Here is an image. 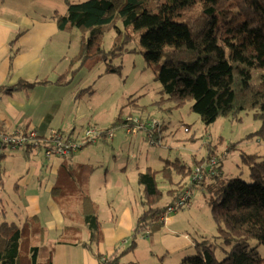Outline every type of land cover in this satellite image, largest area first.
Listing matches in <instances>:
<instances>
[{
    "label": "trees",
    "instance_id": "1",
    "mask_svg": "<svg viewBox=\"0 0 264 264\" xmlns=\"http://www.w3.org/2000/svg\"><path fill=\"white\" fill-rule=\"evenodd\" d=\"M62 1L66 11H55L52 19L62 31L78 29L83 37L81 50L72 58L71 66L60 81L66 79L65 84H70L74 79L71 75L82 69L91 71L99 63H105L108 72H119L121 66L110 63L111 54L122 56L135 51L136 48L129 45L139 39L146 60L159 66L157 77L162 83V101L169 100L170 108L192 100V109L201 115L206 125L214 123L221 115L251 110L261 119V127L256 132L264 138V0ZM195 6H200L196 15L182 17L184 10ZM179 17L182 18L179 20ZM131 26L134 32L129 29ZM113 27L116 39L110 50H106L102 46L103 36ZM255 70L261 71L258 81H254ZM31 84L20 82L17 85ZM121 112L108 132L114 126L135 125L134 118H126ZM155 135L157 137V132ZM213 155L211 150L204 160ZM258 157L251 156L254 161L250 165L251 181L240 176L224 177L218 168L219 173L205 174L200 184L192 180L188 186L185 179L193 170L179 159L165 161L169 165L164 164L159 170L149 168L140 173L144 209L136 218L131 244L106 258L93 246L102 241L97 205L90 195L84 194L81 200L83 224L77 229L88 228L90 236L87 241L76 243L92 250L103 264H121L123 255L137 248L140 236L162 227L166 217L173 213L170 208L176 201L187 192L191 199L192 188L201 185L208 193L219 234L214 242L196 243L197 255L182 264H264L260 250L264 245V158L257 160ZM200 162L196 161V165ZM91 169L90 165L82 164L72 173L73 177L77 176L76 172L85 174L81 183L85 193ZM2 173L0 164V180ZM159 174L176 187L162 189L157 179ZM175 174L180 178L178 182ZM165 194L171 198L163 202ZM71 227L67 225L65 231L68 233ZM44 240L38 217L28 218L22 225L1 222L0 264H53V250L43 244ZM58 241L69 243V237L63 236ZM222 244L227 249L224 257L219 258L217 246Z\"/></svg>",
    "mask_w": 264,
    "mask_h": 264
},
{
    "label": "rangeland",
    "instance_id": "2",
    "mask_svg": "<svg viewBox=\"0 0 264 264\" xmlns=\"http://www.w3.org/2000/svg\"><path fill=\"white\" fill-rule=\"evenodd\" d=\"M54 2L58 9H67L62 0ZM199 11L200 6L186 9L182 17L194 16ZM182 17H179V20ZM117 24L124 28L121 21ZM129 29L134 32V26ZM116 34L114 27L104 33L102 40L104 49L110 50ZM64 36L70 38L65 51L72 59L81 50L83 33L76 29L70 34L64 35L62 32L61 37ZM131 43L129 47L136 48L135 51L125 52L122 56L111 54L110 63L121 66L119 72H108L107 65L99 63L91 71L82 69L71 75L70 77L74 76V79L70 84L71 89L64 97L65 108L55 117V132L61 134L67 143L75 141L77 145H83L82 148L72 150L73 163L92 164L90 167L93 169L88 175L89 178L93 175L90 194L99 201L102 197H114L118 204L123 202L128 194L133 199L136 196L137 202L132 203L136 206L137 212L141 213L144 209L143 186L138 182V177L149 166L160 169L164 164L169 165L164 163V160L174 162L179 159L194 171L196 166H206L208 161L215 158L219 162L218 167L222 176L227 178L240 176L246 181H251L250 165L254 162L251 156L258 155L257 160L264 158V138L256 132L261 127V119L255 117L254 111L248 110L228 116L221 115L214 123L206 125L201 115L192 109V100L170 108L172 103L169 100L162 101V83L157 77L158 64L146 60L139 39L132 40ZM259 72L261 73L260 70L253 72L254 81H258ZM63 94V91H57L53 96ZM135 98L134 103L131 102ZM120 110L124 117L131 116L138 122L147 123L156 119L161 121L164 124L161 138L157 140L153 136L155 143L151 144L148 131L141 128L137 134L127 133L126 126H114L115 139L108 138L110 133L104 127L114 125ZM186 127L189 131L185 130ZM69 135L75 140H69ZM23 148L8 149L5 162L7 161L9 165L10 156ZM211 150L214 155L204 160ZM45 151V147L36 150L37 160L43 166L50 164L55 158L54 155L50 157L51 159L47 158ZM196 161L202 162L196 165ZM218 167L216 173H219ZM105 176L106 183L103 182ZM162 176L157 175L162 189L176 187L175 183L171 185V182L164 180ZM175 176V181L178 182L180 178L177 174ZM192 176L193 172L185 179L188 186L193 182ZM80 181L82 183L84 179L81 178ZM76 191L80 195V189L76 188L73 191L65 190V196L75 198ZM169 198L171 197L165 194L163 202ZM171 215L177 216L171 226L172 232L187 234L192 241L189 246L175 252L173 246L169 252L162 247L160 234L166 231V224H163L151 234L140 236L135 251L123 255L121 264L131 262L182 264L184 260L197 255L196 243L214 242L219 234L218 225L208 203V193L201 185L192 188L190 204L177 208ZM217 247L218 257H224V250L227 247L223 244ZM260 250L264 257V245L260 246Z\"/></svg>",
    "mask_w": 264,
    "mask_h": 264
},
{
    "label": "crops",
    "instance_id": "3",
    "mask_svg": "<svg viewBox=\"0 0 264 264\" xmlns=\"http://www.w3.org/2000/svg\"><path fill=\"white\" fill-rule=\"evenodd\" d=\"M55 11L64 13L66 9H58L54 0H0V131L14 133L35 128L41 136L40 145L16 150L10 156L9 165L5 162L8 153L0 152L3 169L0 223L8 221L22 225L26 219L38 217L45 235L43 244L53 250V264H103L92 250L76 243L78 240L87 241L90 236L88 228L77 229L83 224V195H90L97 205L102 222V241L93 246L103 254V258L121 252L131 244L134 224L140 214L132 203L137 202V197L133 199L128 194L120 204L114 197H102L101 202L89 192L93 175L88 176L86 193L83 192L80 180L85 178V174L76 172L77 176L73 177L72 173L82 164H92L73 163L72 153L68 156L54 155L53 161L44 166L37 160L36 150L51 144L49 137L56 131L55 117L65 108L64 97L71 89V83L66 85V79H60L72 61L65 51L70 38L61 37V33L72 32L59 29L52 19ZM20 82L32 84L18 87ZM57 91L64 94L53 96ZM160 124L161 127L153 132L157 140L164 130L161 121ZM115 135L111 139H115ZM68 138L75 140L72 135ZM149 168L159 170L152 166ZM103 182H107V176ZM76 188L80 189V195L76 191L75 198L65 196V190ZM176 218L175 215L168 216L164 222L166 231L160 234V243L168 252L172 246L175 252L192 243L187 234L172 232L171 226ZM67 225L72 226L68 233L65 231ZM63 236L69 237V243L58 241Z\"/></svg>",
    "mask_w": 264,
    "mask_h": 264
},
{
    "label": "built area",
    "instance_id": "4",
    "mask_svg": "<svg viewBox=\"0 0 264 264\" xmlns=\"http://www.w3.org/2000/svg\"><path fill=\"white\" fill-rule=\"evenodd\" d=\"M135 120V119H134ZM158 119L154 120L153 122H138L135 120V125H128L127 132L136 134L138 133L139 129H145L149 133V137L151 138V144H154L155 141L152 138L154 130L160 128L161 124ZM186 131H189V128H185ZM88 133V132H87ZM108 137H112L114 135L113 131L109 132ZM41 136L37 129L32 128L28 130H19L14 133H7L0 131V152H7L8 149H17L19 147H27V146H38L41 143ZM51 144L49 147L46 148V155H59V156H67L72 153V150L78 147H83V145H77L75 141L73 142H65L63 136L57 132H53L50 136ZM208 165L206 166H196L195 170L193 171V181L195 183L200 184L204 178L205 174H213L216 173V169L219 165V162L215 158L211 159L207 162ZM219 168V167H218ZM219 171V170H218ZM190 204V192L185 193L182 195L170 208V212H175L177 208L183 207ZM168 216L166 217V219ZM165 219V220H166Z\"/></svg>",
    "mask_w": 264,
    "mask_h": 264
}]
</instances>
